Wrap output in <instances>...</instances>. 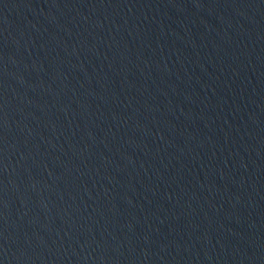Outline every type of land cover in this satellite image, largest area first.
<instances>
[{"label": "water", "instance_id": "1", "mask_svg": "<svg viewBox=\"0 0 264 264\" xmlns=\"http://www.w3.org/2000/svg\"><path fill=\"white\" fill-rule=\"evenodd\" d=\"M0 264H264V0H0Z\"/></svg>", "mask_w": 264, "mask_h": 264}]
</instances>
